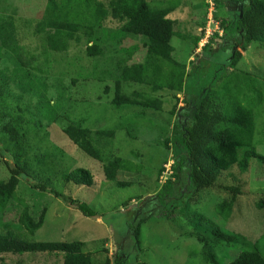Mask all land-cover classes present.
Listing matches in <instances>:
<instances>
[{"label": "trees", "instance_id": "16d2710c", "mask_svg": "<svg viewBox=\"0 0 264 264\" xmlns=\"http://www.w3.org/2000/svg\"><path fill=\"white\" fill-rule=\"evenodd\" d=\"M4 1L0 0V3ZM207 1L203 18L198 22L200 25L208 21L209 12L205 11L209 6ZM215 1L217 9L225 5L221 0ZM242 1L243 7L235 26L231 17L223 18L213 13V18L219 20L225 33L224 43L232 41L235 46L239 44V48L246 50L251 42H264V0ZM159 3H163V0H47L41 17L36 21L34 32L43 35L45 46L53 53L67 52L74 43L78 44L82 40L85 41L88 57L92 59H106V50H114L115 53L108 57L110 66L96 72V77L99 80H104L106 76L114 77V95L110 102L114 108L131 111L123 113L120 117L124 118L121 123L129 127L127 134L131 136L135 135L132 133L136 126L135 116L145 115L146 109L162 111L166 101L171 103V98L175 101L169 110L170 116L175 117L171 138H164L163 144L168 147L171 143L174 161L170 167V176L155 191L160 204L165 205L168 198L176 197L177 194L183 193V197L188 198L187 194L210 187L222 174L232 175L234 169L245 173L250 169L253 160L264 164V154L257 148L258 144L264 142V136L258 135L260 130L255 116L256 101L261 98L262 93L260 88L257 89L248 83L246 72H235L237 74L234 76L227 75L220 83L216 80L206 84L196 93L190 90L188 80L197 62H191L188 67L187 63L175 58L176 47L171 39L178 35L182 39L192 41L194 48L188 51L190 57L204 31L200 35L176 32L174 26L177 18L173 16V12L177 5ZM16 16L10 9L0 10V62L3 56L8 54L18 67L32 66L43 72L42 65L33 63L37 56L27 50V45L18 34ZM134 36L142 39L141 44L126 42ZM211 40L203 45L198 58L202 59L203 53L211 50V54L203 56V59L216 69L213 55L222 50L224 44H220L222 48L214 51ZM225 49L227 50L226 46ZM140 54L141 59L137 60V55ZM242 56V51L234 48L231 59L219 64L221 71L236 67ZM133 59L136 60L132 61ZM199 59L198 63L201 64L202 60ZM17 75L26 81L30 72L25 70ZM75 81L74 79L73 82ZM123 81H133L146 86L149 91L162 92L159 95L141 90L128 93L122 89ZM110 90V86L105 85L104 92L108 94ZM163 92L171 94L170 100L164 97ZM181 94L184 106L178 104ZM12 99L14 98L8 88V82L0 76V111L6 117L0 136V163L4 164L7 170V177L0 178V254H62L63 264H128L125 253H130L131 249L125 238H112L115 252L109 256L108 248L103 247L102 250H97L98 253L104 251L103 256L98 257L86 249L87 244L83 240L33 239L36 231L44 224L47 209L43 206L42 209L35 210L30 202L18 194L20 185L27 183L35 190L56 197L61 194L50 180L45 181L35 171H31L32 161L24 147L27 128L23 126L25 122L21 114L14 116L15 110L20 111L22 108L19 104L14 106ZM134 108H138L140 112L134 111ZM82 122L83 119H71L63 126V133L87 155L102 162L105 177L114 185H131L133 181H125L119 175L123 171H138L141 165L134 164L116 151H106L107 144H111V139L116 136L117 126L92 130ZM163 172L161 165L158 168L157 180ZM60 175L64 184L94 183L92 172L84 167L64 169ZM225 188L231 196L217 203L215 209L219 215L228 219L238 195L246 190L240 184H228ZM189 199L191 200L190 197ZM67 200L85 216L98 217V213L87 202L73 197H68ZM183 200L181 198L178 201H170L165 210L184 205ZM128 201L124 204H128ZM16 202L19 205L16 214L12 216L9 211L16 207ZM189 203L186 202L184 207L189 206ZM263 204V201L258 203L260 207ZM147 218L139 217L137 223L131 222L129 226V231L135 238L134 264H143V261H140V237L141 226ZM16 223L24 227V233L13 227ZM200 227L212 233L214 239H209L207 233L200 234L202 246L200 250L193 252V256L198 253L208 264H221L215 246L223 244L227 249L235 248V241L240 236L231 235L221 226ZM64 230L63 228L61 232ZM102 239L108 242L110 237L105 236ZM242 247L248 248L241 249L236 257L225 264H264V230L253 243H245Z\"/></svg>", "mask_w": 264, "mask_h": 264}, {"label": "rangeland", "instance_id": "374dc122", "mask_svg": "<svg viewBox=\"0 0 264 264\" xmlns=\"http://www.w3.org/2000/svg\"><path fill=\"white\" fill-rule=\"evenodd\" d=\"M221 1L225 5L219 6L220 9L216 8L215 0L207 1L209 6L205 11L209 12L210 20L203 25L198 22L203 18L206 0H163V3L159 4L168 2L177 5L173 12V16L177 18L174 26L176 32L200 35L204 31L202 42L197 44L189 59L188 51L194 48L192 41L182 39L178 35L171 39L176 47L175 58L187 63L188 67L191 62H197L188 80L190 90L196 93L206 84L216 80L220 83L227 75L234 76L237 74L235 72H246L248 83L257 89L260 88L262 93L261 98L256 101L255 116L260 130L258 135L264 136V42H251L246 50L239 48V44L235 46L232 41L224 43L225 33L219 20L213 18V13L223 18L231 17L235 26L244 1ZM46 2L47 0H5L0 3L1 11L10 9L17 14L18 34L27 45V50L37 56L33 63L42 65L44 70L41 72L32 66L20 68L8 54H5L0 62V76L8 82V88L14 98L11 103L14 106L19 104L22 108L20 111L15 110L14 116L21 114L25 122L23 126L27 128L24 147L32 161L31 171H35L45 181L50 180L61 194L56 197L35 190L27 183L20 185L18 194L30 202L35 210L42 209L43 206L47 209L44 224L36 231L33 239L83 240L87 244L86 249L98 257L103 256L104 251L98 253L103 247L108 248L109 256L115 252L112 238H125L131 249L130 253H125L127 262L134 264L135 238L129 231V226L131 222L137 223L139 217H148L141 226L140 261H143V264H208L198 253L193 256V252L200 250L202 246L200 234L207 233L209 239H214V235L200 225L221 226L231 235L240 236L235 241V248L227 249L223 244L215 246L221 264L236 257L241 249L248 248L242 246L245 243H253L264 230V204L262 207L258 205L259 202H264V164L253 160L250 169L245 173L234 169L232 175L222 174L210 187L187 194L192 201L181 193L168 198L165 205L160 204L155 191L170 176V167L174 161L171 143L168 147L163 144L164 138H171L175 117L170 116L169 110L175 101L169 92H163L167 100L171 98V103L166 101L162 111L146 109L145 115L135 116L136 126L132 131L135 135L127 134L129 127L122 125L121 120L124 118L120 117L123 113L131 111L114 108L110 102L114 95V77L106 76L104 80L96 77V72L110 66L108 57L115 53L114 50H106V59H92L85 51L84 40L78 44L74 43L67 52L53 53L47 49L43 35L34 32L36 21L41 17ZM209 40L213 42L214 51L222 48L220 44H224V49L213 55L216 69L203 59V56L211 54V50L203 53L202 59L198 58L203 45ZM141 41L137 36L126 40L128 44H141ZM234 48L242 51V58L236 67L221 71L219 64L231 59ZM140 56L141 54L137 55V60L141 59ZM198 59L202 60L201 64ZM25 70L30 72L26 81L17 75ZM105 85L110 86L108 94L104 92ZM122 89L128 93L141 90L153 95L162 92L149 91L146 86L133 81H123ZM182 97L181 94L178 104L184 106ZM134 111L140 112L138 108H134ZM5 118L0 111V136ZM71 119H83V125L92 130L117 126L116 136L111 139V144H107L106 151H116L134 164L141 165L138 171L120 173L121 179L133 181L131 185H114L105 177L102 162L87 155L63 133V126ZM257 148L264 154V142L258 144ZM161 165L164 172L157 180L158 168ZM75 167L89 169L94 176L93 185L64 184L60 178L61 171ZM5 177L7 170L5 165L0 163V178ZM172 179L175 180L174 177ZM228 184H240L246 191L238 195L229 218L225 219L216 212L215 205L231 196L225 188ZM141 195L142 197H136ZM68 197L87 202L98 213V217L85 216L67 200ZM181 198L184 199L182 204L190 202L189 206L179 205L173 210H165L170 201H178ZM127 200L128 204H124ZM18 205L16 202V207L11 208L9 214L14 216ZM13 227L24 233L21 224L16 223ZM63 228L65 230L61 232ZM105 236L110 237L108 242L103 241L102 237ZM63 261L62 254H0V264H63Z\"/></svg>", "mask_w": 264, "mask_h": 264}, {"label": "clouds", "instance_id": "9594fccd", "mask_svg": "<svg viewBox=\"0 0 264 264\" xmlns=\"http://www.w3.org/2000/svg\"><path fill=\"white\" fill-rule=\"evenodd\" d=\"M208 16H209V13H208ZM209 20H210V18H209ZM209 20H208V22H209ZM208 22H207V23H208ZM202 40H203V38L200 40V42H202ZM200 42H199V43H200Z\"/></svg>", "mask_w": 264, "mask_h": 264}, {"label": "crops", "instance_id": "0c3cea01", "mask_svg": "<svg viewBox=\"0 0 264 264\" xmlns=\"http://www.w3.org/2000/svg\"><path fill=\"white\" fill-rule=\"evenodd\" d=\"M208 20H209V16H208ZM207 22H208V21H207ZM198 44H199V43H198ZM191 56H192V55H191ZM191 56H190V57H191ZM190 57H189V58H190Z\"/></svg>", "mask_w": 264, "mask_h": 264}, {"label": "built area", "instance_id": "2783aa9c", "mask_svg": "<svg viewBox=\"0 0 264 264\" xmlns=\"http://www.w3.org/2000/svg\"><path fill=\"white\" fill-rule=\"evenodd\" d=\"M205 35H206V33H205Z\"/></svg>", "mask_w": 264, "mask_h": 264}]
</instances>
